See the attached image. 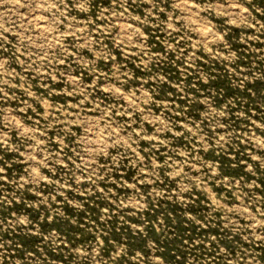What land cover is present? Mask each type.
<instances>
[{"label": "rangeland", "instance_id": "obj_1", "mask_svg": "<svg viewBox=\"0 0 264 264\" xmlns=\"http://www.w3.org/2000/svg\"><path fill=\"white\" fill-rule=\"evenodd\" d=\"M0 264H264V0H0Z\"/></svg>", "mask_w": 264, "mask_h": 264}, {"label": "bare ground", "instance_id": "obj_2", "mask_svg": "<svg viewBox=\"0 0 264 264\" xmlns=\"http://www.w3.org/2000/svg\"><path fill=\"white\" fill-rule=\"evenodd\" d=\"M42 24V23H41ZM43 26V25H42ZM42 29H43V27H42ZM206 31V30H205ZM207 34V33H206Z\"/></svg>", "mask_w": 264, "mask_h": 264}]
</instances>
